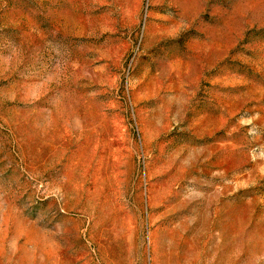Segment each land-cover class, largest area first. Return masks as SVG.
Here are the masks:
<instances>
[{
    "label": "rangeland",
    "instance_id": "rangeland-1",
    "mask_svg": "<svg viewBox=\"0 0 264 264\" xmlns=\"http://www.w3.org/2000/svg\"><path fill=\"white\" fill-rule=\"evenodd\" d=\"M0 264H264V0H0Z\"/></svg>",
    "mask_w": 264,
    "mask_h": 264
}]
</instances>
